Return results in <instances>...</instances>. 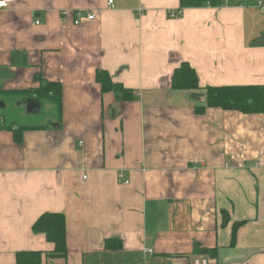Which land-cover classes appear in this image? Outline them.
Returning <instances> with one entry per match:
<instances>
[{"label": "crops", "instance_id": "crops-1", "mask_svg": "<svg viewBox=\"0 0 264 264\" xmlns=\"http://www.w3.org/2000/svg\"><path fill=\"white\" fill-rule=\"evenodd\" d=\"M260 1L13 0L0 10V107L53 110L33 124L0 116V264L24 251L41 264H264V113H196L191 91L170 85L182 61L200 91L264 85ZM97 69L134 99L102 92ZM43 81L60 85V107L26 93ZM47 212L65 217L64 255L32 229Z\"/></svg>", "mask_w": 264, "mask_h": 264}, {"label": "trees", "instance_id": "trees-1", "mask_svg": "<svg viewBox=\"0 0 264 264\" xmlns=\"http://www.w3.org/2000/svg\"><path fill=\"white\" fill-rule=\"evenodd\" d=\"M222 0H179V8L198 7L203 5L216 6ZM96 82L99 83L102 92H112L117 101H131L135 95L133 90L128 89L120 82L113 81L105 69H97ZM170 85L175 90L191 91V98L195 101V112L202 113L206 107H218L222 109L238 110L243 113H264V85H221L205 86L200 91L198 76L195 69L186 61H182L174 68L170 79ZM38 100L47 99L60 107L61 89L58 83L43 81L37 88L28 89L26 92ZM23 128L14 130V138L20 140L18 133ZM36 233H42L45 238L54 244L53 254L64 255L66 253L65 243V217L62 213H43L32 225ZM115 239H108L104 246L108 249L120 248L121 243ZM201 252L214 258L215 249L202 248ZM42 253L39 251H24L16 254L17 264H41Z\"/></svg>", "mask_w": 264, "mask_h": 264}, {"label": "rangeland", "instance_id": "rangeland-1", "mask_svg": "<svg viewBox=\"0 0 264 264\" xmlns=\"http://www.w3.org/2000/svg\"><path fill=\"white\" fill-rule=\"evenodd\" d=\"M50 111L53 112V110H51L49 107L44 106L41 113L25 114L21 113V109H18L15 106H12L11 103H9L5 107H0V116H3L6 122H11L15 120L20 123L29 122V124H33L41 122L46 115H51Z\"/></svg>", "mask_w": 264, "mask_h": 264}, {"label": "built area", "instance_id": "built-area-1", "mask_svg": "<svg viewBox=\"0 0 264 264\" xmlns=\"http://www.w3.org/2000/svg\"><path fill=\"white\" fill-rule=\"evenodd\" d=\"M12 1L13 0H0V10L8 7ZM108 3L111 4L112 0H108ZM257 6L260 8L262 12H264V5L262 4L261 1L258 2ZM93 18H94L93 13H90L86 16L87 20H92ZM80 22H81V17L79 14H77L73 20V24L78 25L80 24ZM36 23H38V21H36ZM81 143L82 142L79 141V144ZM143 250L147 253H152V249L149 247H144ZM193 264H207V258L206 257H201V258L196 257L193 259Z\"/></svg>", "mask_w": 264, "mask_h": 264}, {"label": "water", "instance_id": "water-1", "mask_svg": "<svg viewBox=\"0 0 264 264\" xmlns=\"http://www.w3.org/2000/svg\"><path fill=\"white\" fill-rule=\"evenodd\" d=\"M39 106H40L39 101L34 100V99L27 100V112H30V113L37 112Z\"/></svg>", "mask_w": 264, "mask_h": 264}]
</instances>
